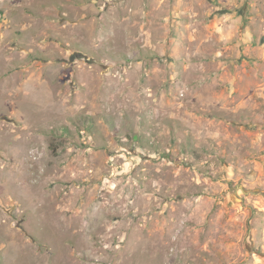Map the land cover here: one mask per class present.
Masks as SVG:
<instances>
[{
    "label": "rangeland",
    "instance_id": "rangeland-1",
    "mask_svg": "<svg viewBox=\"0 0 264 264\" xmlns=\"http://www.w3.org/2000/svg\"><path fill=\"white\" fill-rule=\"evenodd\" d=\"M0 264H264V0H0Z\"/></svg>",
    "mask_w": 264,
    "mask_h": 264
}]
</instances>
